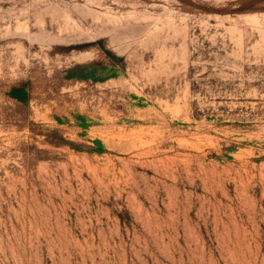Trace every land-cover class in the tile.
Segmentation results:
<instances>
[{"label":"rangeland","instance_id":"374dc122","mask_svg":"<svg viewBox=\"0 0 264 264\" xmlns=\"http://www.w3.org/2000/svg\"><path fill=\"white\" fill-rule=\"evenodd\" d=\"M0 264H264V0H0Z\"/></svg>","mask_w":264,"mask_h":264}]
</instances>
